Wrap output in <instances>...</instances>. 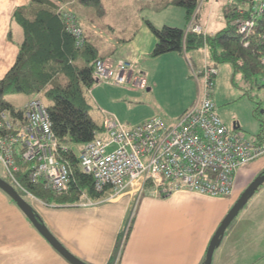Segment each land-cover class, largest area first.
I'll return each mask as SVG.
<instances>
[{
  "label": "built area",
  "instance_id": "1",
  "mask_svg": "<svg viewBox=\"0 0 264 264\" xmlns=\"http://www.w3.org/2000/svg\"><path fill=\"white\" fill-rule=\"evenodd\" d=\"M244 6L239 7L240 13L247 11L250 17L238 18L235 24L239 33L246 35L262 14L264 2L252 0L248 8ZM66 20L67 31L75 36L77 46H82L84 31L76 17L68 13ZM188 31L201 33L202 29L191 22ZM261 61L264 65V57ZM217 75L215 66H206L202 77L195 74L196 80L202 79L199 96L176 125L154 116L127 126L116 114L102 111L104 135L82 145L79 154L82 170L93 178L95 189L112 191L110 198L127 191L137 198L144 193L168 197L178 191L232 196L238 170L264 156V146L247 139L241 130L229 129L218 115L212 93ZM94 76L97 84L133 90H145L150 83L149 73L123 59L98 60ZM66 150L39 96L30 100L19 116L0 112V167L28 197L36 199L18 177L20 164H30L32 181L63 193L72 173L69 162L61 156ZM81 204L94 205L95 201Z\"/></svg>",
  "mask_w": 264,
  "mask_h": 264
},
{
  "label": "crops",
  "instance_id": "2",
  "mask_svg": "<svg viewBox=\"0 0 264 264\" xmlns=\"http://www.w3.org/2000/svg\"><path fill=\"white\" fill-rule=\"evenodd\" d=\"M29 2L30 0H0V80L15 64L23 36L21 28L13 22V14L16 9L26 6ZM167 3L164 0L161 4L165 6ZM81 7L85 14L78 15L86 36L100 48L102 54L108 55L107 58L132 61L137 69L147 73L162 62L163 56L153 58L150 55L157 39L147 23L136 28L138 31L129 41L120 39L113 45L102 44L97 34L101 27L98 17L93 18L92 7ZM146 20L161 28L154 19ZM164 26L183 29L169 24ZM198 26L204 32L203 27ZM108 27L112 30L115 28L113 25ZM204 66L200 71L208 65ZM200 81L196 80L198 96ZM94 87L89 91L92 97ZM119 88L131 94L142 91ZM193 102L195 99L184 110L189 109ZM100 110L102 112L106 109ZM236 126V129L244 131L241 124L236 122ZM253 164L238 170L235 189L240 170L244 169L243 174H246L252 171L254 166H259L258 170L264 169V159ZM237 195V190L229 197L178 191L168 197L144 193L137 198L133 192L127 191L88 206L80 203L48 205L42 200L30 197L29 204L53 235L71 253L87 264H203L209 244L236 202ZM128 229L129 233L126 236ZM120 241L122 246L119 245ZM229 241V239L221 241L216 248L218 252L215 264H221ZM118 249L120 251L117 255ZM118 256L119 260L116 263ZM0 264H71L51 246L19 206L1 189Z\"/></svg>",
  "mask_w": 264,
  "mask_h": 264
},
{
  "label": "trees",
  "instance_id": "3",
  "mask_svg": "<svg viewBox=\"0 0 264 264\" xmlns=\"http://www.w3.org/2000/svg\"><path fill=\"white\" fill-rule=\"evenodd\" d=\"M233 1L230 3L226 0L224 14L227 25L214 36L172 26L157 28L146 20L157 39L151 57L168 53L187 57L191 51L206 48L213 62L211 66L230 64L235 75L254 82L259 88L264 87V65L261 61L264 57V10L246 36L239 33L235 21L250 17L247 11L240 13L239 7L245 4L244 8H248L252 0ZM198 2L171 0L165 7L175 5L184 8L185 20L189 24L193 18L199 17V13L194 17ZM81 6L101 8V0H30L26 6L16 9L13 22L21 28L23 36L15 64L0 80V112L7 111L11 116H19L26 104L39 95L49 111L52 129L60 145L67 148L61 156L69 162L72 173L68 189L63 193L32 181L28 176L30 164H20L18 177L21 183L28 192L48 205L81 204L85 198V201L97 203L108 199L112 192H98L93 178L83 172L79 159L82 145L104 135V114L92 100L89 91L97 85L94 76L96 62L108 57L89 41L85 32L83 45L77 46L75 36L67 31L68 13L76 17L83 29L78 15L85 14ZM198 73L202 76L203 70ZM15 94L26 98L23 107L15 106L8 99ZM262 114L264 111L261 113L260 108L255 112L260 127L253 142L259 146H264ZM13 186L20 193L21 190ZM128 233L129 229L126 236Z\"/></svg>",
  "mask_w": 264,
  "mask_h": 264
},
{
  "label": "rangeland",
  "instance_id": "4",
  "mask_svg": "<svg viewBox=\"0 0 264 264\" xmlns=\"http://www.w3.org/2000/svg\"><path fill=\"white\" fill-rule=\"evenodd\" d=\"M163 1L102 0L101 8L92 7L93 18L98 17L101 24L97 34L102 44L113 45L120 39L129 41L138 31L136 28L145 25L148 18L154 19L160 27L169 24L185 27L187 31L191 22L186 26L184 8L175 5L165 7L161 4ZM165 1L167 3L170 0ZM225 1L199 0L196 9L199 17L193 24L201 25L204 32L211 36L221 31L227 25V17L224 14ZM108 25H113L114 30ZM189 53V57H182L176 53L160 56L162 62L155 65L154 70H149L150 83L145 90L131 94L119 88H129L128 86L116 87L108 83H98L91 98L96 101L99 109L104 108L116 114L127 126L141 123L154 116L162 117L169 125H176L185 107L198 98L195 72L198 73L204 65H213L205 48ZM217 68L218 75L212 90L216 111L229 129L234 130L233 124L237 122L243 127L247 139L253 141L260 127L255 112L259 108L261 113L264 110V87L259 88L254 82L235 75L230 64L217 65ZM8 99L17 107H23L26 100L21 94L11 95ZM262 159L264 156L250 164ZM258 167L254 166L252 171L246 174H243L244 169L240 170L237 176V189L236 184L234 186L238 198L249 184L264 172V169L258 170ZM0 178L12 183L3 167H0ZM20 194L31 203L23 191H20ZM228 239L230 241L221 264H264V184L249 197L227 228L222 241ZM217 252L216 250L213 264Z\"/></svg>",
  "mask_w": 264,
  "mask_h": 264
},
{
  "label": "water",
  "instance_id": "5",
  "mask_svg": "<svg viewBox=\"0 0 264 264\" xmlns=\"http://www.w3.org/2000/svg\"><path fill=\"white\" fill-rule=\"evenodd\" d=\"M264 111V110H263ZM233 128H237L236 123L233 124ZM264 184V173L255 178L249 186L241 193L237 201L234 203L228 214L225 216L217 231L215 232L205 258L204 264H212L213 256L216 248L221 244V237L225 234L227 228L232 221L237 217L243 206L247 203L249 197L254 194L261 185ZM0 189L5 192L13 201L19 206L25 216L38 230V232L51 244V246L62 255L71 264H87L73 253H71L45 226L39 219V217L33 211L29 202L20 195L17 189L9 182L0 178Z\"/></svg>",
  "mask_w": 264,
  "mask_h": 264
},
{
  "label": "bare ground",
  "instance_id": "6",
  "mask_svg": "<svg viewBox=\"0 0 264 264\" xmlns=\"http://www.w3.org/2000/svg\"><path fill=\"white\" fill-rule=\"evenodd\" d=\"M196 14H198V11L195 13V15H194V17L196 16ZM194 21H195V18H194V20H192L191 22L192 23H194ZM194 25H196V24H194ZM198 26V25H197ZM202 29V28H201ZM188 31V30H187ZM203 32V31H202ZM209 66V65H208ZM205 69V68H204ZM203 72H204V70H203ZM196 75H198L199 77H202V76H200L199 74H196ZM217 77V76H216ZM234 129V128H233ZM234 130H239V129H234ZM226 233V232H225ZM117 261H118V257H117V260H116V263H117Z\"/></svg>",
  "mask_w": 264,
  "mask_h": 264
}]
</instances>
